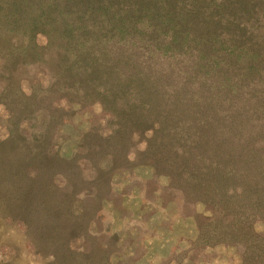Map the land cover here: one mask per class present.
Returning a JSON list of instances; mask_svg holds the SVG:
<instances>
[{
    "label": "trees",
    "instance_id": "1",
    "mask_svg": "<svg viewBox=\"0 0 264 264\" xmlns=\"http://www.w3.org/2000/svg\"><path fill=\"white\" fill-rule=\"evenodd\" d=\"M259 2L0 0V182L12 183L9 214L53 236L60 214L73 213L78 195L52 182L54 171L67 176L45 141L60 102L95 106L111 126L93 146L106 169L149 166L172 216L192 220L199 247L232 243L236 264H263L264 229L255 224H264V93L252 83L264 74V43L242 30ZM31 110L43 120L27 134L21 119ZM88 185L83 197L98 198ZM74 223L73 235L49 240L57 264H108L111 252L71 245L92 232L86 220Z\"/></svg>",
    "mask_w": 264,
    "mask_h": 264
},
{
    "label": "rangeland",
    "instance_id": "2",
    "mask_svg": "<svg viewBox=\"0 0 264 264\" xmlns=\"http://www.w3.org/2000/svg\"><path fill=\"white\" fill-rule=\"evenodd\" d=\"M262 3L259 2L257 8L254 7L256 10L248 15L244 23L245 29H242L253 43H264ZM221 27L220 29L227 30L224 26ZM39 42L45 44L43 39H39ZM253 79L254 93L257 95L264 93V74L254 75ZM59 105L61 109H57V115L51 119L53 125L50 132L52 131L54 137L45 141L48 149L45 152H49L48 154L58 152L60 155L58 157L64 160L53 167L56 171H63L67 179L56 176L54 171L52 182L61 190L77 193L78 198L72 201L73 213L65 211L64 215L60 214L58 218L60 228L51 230L53 236H49L44 231V226L34 221L23 224L16 216L9 214L12 213L10 209L16 206L14 204L16 201L12 204L10 199L12 183L9 184V180L0 182V264L59 263L55 257L60 259L58 256L60 251L56 242L52 245L49 240L57 236L61 238L73 235V228L76 225L74 222L78 218L86 220L91 225L92 232H88L86 237L72 239L71 245L82 252L88 247L98 252L100 250L111 252L108 264L239 262L240 248L233 246L232 243L199 247L202 243L198 238L195 240L197 236L192 220L172 216L175 208L169 194L163 193L161 185L156 186L152 168L140 164L112 171L105 168L106 158L103 157V151L93 148L94 145L102 143L101 141L105 139L103 133H107L111 128L103 114H100L101 110L95 106L83 109H77L78 106H75L73 110L64 102H60ZM31 111L33 112L28 113V117L21 119L27 134L28 126H31L33 131L38 130L36 122L40 123L43 120L40 112H37L39 114L37 115L34 110ZM259 127L261 129L259 125L255 131ZM4 135L5 127L0 125V140ZM96 163H100L102 166L100 169L103 170H98L95 167ZM94 168L98 170L96 173ZM159 179H162L161 182L165 181L163 176ZM90 181L91 187L99 188L98 198L83 197V192L86 188L89 189ZM180 209L187 211L181 205ZM255 227L263 230L264 224L257 223ZM262 263L264 264L263 260Z\"/></svg>",
    "mask_w": 264,
    "mask_h": 264
}]
</instances>
